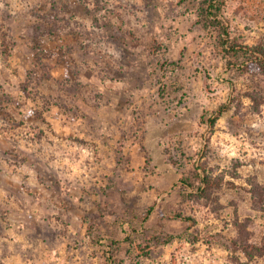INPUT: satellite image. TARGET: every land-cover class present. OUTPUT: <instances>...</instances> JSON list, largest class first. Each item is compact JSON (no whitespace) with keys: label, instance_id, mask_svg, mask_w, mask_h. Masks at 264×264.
I'll return each mask as SVG.
<instances>
[{"label":"rangeland","instance_id":"374dc122","mask_svg":"<svg viewBox=\"0 0 264 264\" xmlns=\"http://www.w3.org/2000/svg\"><path fill=\"white\" fill-rule=\"evenodd\" d=\"M200 4L0 0V264H264V73L229 68ZM225 15L264 40V0ZM198 164L223 185L185 198Z\"/></svg>","mask_w":264,"mask_h":264},{"label":"trees","instance_id":"16d2710c","mask_svg":"<svg viewBox=\"0 0 264 264\" xmlns=\"http://www.w3.org/2000/svg\"><path fill=\"white\" fill-rule=\"evenodd\" d=\"M227 2L228 0H201L198 10L204 19V23L212 26L216 30L218 49L224 54V56L228 57L227 65L229 68H233L243 73H264V40L260 39L255 44L249 45L243 43L239 36L232 34L229 20L225 15ZM245 94H247L246 96L250 97L252 100L256 101V104L260 103V100L257 99L253 92L248 91ZM235 100L240 102L238 94L232 95L228 101L220 103L212 111H205L202 114V121L206 123L209 131L214 129L217 120L222 114L234 106ZM208 144L209 137L206 136L203 147L204 149L202 151L203 153H207L209 150ZM196 176L199 179V183L194 182L188 177H182L179 180V187L183 197L195 199L202 196H209L210 190L221 187L224 182L221 176H213L209 173L206 166L203 164L197 165ZM150 213L151 209H148V212L144 216V222L148 221ZM172 215L176 218L188 221L190 225L194 224V218L189 215H183L180 212H175ZM171 239H173V236L169 235L165 241ZM195 239H197V237H195ZM94 241L98 242L95 239ZM138 248L143 252H148L146 247L139 246ZM147 248L149 249V246ZM245 252L248 253L249 256H252L255 253L262 255L264 254V245L261 247L259 245L247 244ZM107 258L111 262H114L113 251H108Z\"/></svg>","mask_w":264,"mask_h":264}]
</instances>
